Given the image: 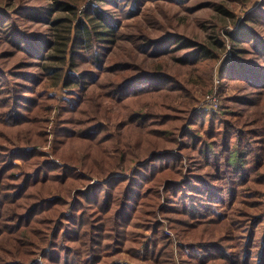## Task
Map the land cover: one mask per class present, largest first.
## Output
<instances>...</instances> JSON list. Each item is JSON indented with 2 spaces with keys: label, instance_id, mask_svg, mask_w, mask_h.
I'll list each match as a JSON object with an SVG mask.
<instances>
[{
  "label": "trees",
  "instance_id": "obj_1",
  "mask_svg": "<svg viewBox=\"0 0 264 264\" xmlns=\"http://www.w3.org/2000/svg\"><path fill=\"white\" fill-rule=\"evenodd\" d=\"M55 1L62 10L84 3ZM90 10L114 30L113 18L98 5L83 12ZM251 13L264 24L262 6ZM0 17L9 40L32 57H47L55 41L50 34L30 36L17 15ZM92 28L78 22L68 47L72 62L77 57L113 73L100 91L81 84L82 77L95 79L83 72L75 76L79 86L54 102L61 99L38 78L11 81L13 74L0 69V264H121L120 256L137 264H264V119L231 104L194 111L199 93L214 82L224 43H199L183 53L198 77L192 82L146 66L147 56L168 50L144 29L132 36L147 41L142 50L128 48L117 57L106 56L103 46L112 32L92 35ZM228 37L235 59L222 67V87L236 80L263 91L264 35L241 28ZM87 39H93L90 52ZM172 43L190 45L184 38ZM246 49L255 60H245ZM241 93L236 100L248 103ZM54 110L51 147L61 163L47 159L41 147Z\"/></svg>",
  "mask_w": 264,
  "mask_h": 264
},
{
  "label": "rangeland",
  "instance_id": "obj_2",
  "mask_svg": "<svg viewBox=\"0 0 264 264\" xmlns=\"http://www.w3.org/2000/svg\"><path fill=\"white\" fill-rule=\"evenodd\" d=\"M65 1L76 5L80 0ZM89 5H98L104 15L111 16L114 20L113 24H115L114 30L112 27H108L107 23H104V20L100 18V13L93 10L87 13L83 12L90 7ZM260 6L264 8V0H186L183 3H169L162 0H119V3L114 5H109L102 0H84L78 9L62 10L57 9L55 0H0V13L10 16L17 15L15 22L20 30L26 31L30 36H42L45 39H48V34H50V39L55 40L52 47L46 52L47 57H32L29 51L24 49L25 47H21L18 41L9 40L5 36L3 29L6 26L3 24L6 22L0 21V69L13 74L7 76L11 81L19 82L27 76L31 78L34 76V79L38 78L41 87L56 98L61 99L59 101L54 99V102H62L63 98L66 97V92L79 86L75 76H81L83 72H92L95 79L86 82V79L82 77L81 84L87 90L100 91L102 88H99V84L106 82L113 74L103 69L100 70L90 61L84 62L77 57H74V62L71 61L68 42L75 35V26L78 22L87 21L93 27L90 30L92 35L96 30L112 32L105 36L110 41L103 43V46L107 48L105 50L106 56L108 54L118 57L123 52L128 53V48L136 53L141 51L142 44L147 41L139 39L135 42L132 36L140 34L144 29V32L152 38V42H162L168 50L165 55L147 56L146 66L160 69L163 67L167 73H179L192 82L197 81L198 77L193 71L190 60L186 58L185 62L183 59V53L197 50L195 45L199 43L215 46V42L218 41L224 43L225 47L224 44L222 47L218 46L220 55L219 58H216V63L212 69L214 82L210 84V90L208 89L204 95L199 93L194 111L217 112L231 104L234 110L235 108L245 110L247 115L259 113L264 119V90L256 91L243 87L236 80H224L227 82V86L224 85L223 87L220 83L222 82L220 81L222 67L232 64L235 59L232 49L234 45L231 44L228 36L238 32L241 28H253L264 35V24H261L259 19H254L251 13ZM127 9H129V13H127ZM18 14H23V16ZM49 30L50 33H48ZM183 38L187 42L186 45L190 44L186 48L181 49L176 43H172L175 39ZM92 40L87 39L83 43L87 52L94 50ZM245 46H247L245 48L249 47L246 44ZM248 50H244L242 56H245V60H255L249 57ZM86 54L88 56V53ZM141 57L142 54L140 53L139 59ZM128 58L124 57L123 59ZM127 62L132 63L133 61L128 59ZM69 63L75 64L70 65ZM240 89H242L240 95L250 98L246 104L236 100ZM210 92L216 96V107H211L205 102V97ZM54 115L55 110L48 115L46 124L49 133L48 143L41 147L46 151L45 157L47 159L61 163L52 153L51 147ZM184 127L186 128L187 125ZM93 182H97L96 177L93 178ZM165 229V234L173 238L174 233L167 228ZM261 229L258 227L257 231ZM118 262L137 264L135 260L125 256H120Z\"/></svg>",
  "mask_w": 264,
  "mask_h": 264
},
{
  "label": "built area",
  "instance_id": "obj_3",
  "mask_svg": "<svg viewBox=\"0 0 264 264\" xmlns=\"http://www.w3.org/2000/svg\"><path fill=\"white\" fill-rule=\"evenodd\" d=\"M205 102L209 104L211 107H216L217 105V99L214 93L210 92L209 94L206 95L205 97Z\"/></svg>",
  "mask_w": 264,
  "mask_h": 264
}]
</instances>
